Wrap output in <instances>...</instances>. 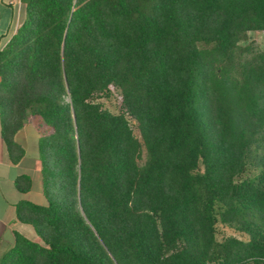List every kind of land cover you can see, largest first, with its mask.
<instances>
[{
	"label": "trees",
	"instance_id": "1",
	"mask_svg": "<svg viewBox=\"0 0 264 264\" xmlns=\"http://www.w3.org/2000/svg\"><path fill=\"white\" fill-rule=\"evenodd\" d=\"M21 1L2 134L18 162L16 133L47 127L48 204L20 202L43 243L16 232L0 264H264V51L242 44L264 0Z\"/></svg>",
	"mask_w": 264,
	"mask_h": 264
},
{
	"label": "crops",
	"instance_id": "2",
	"mask_svg": "<svg viewBox=\"0 0 264 264\" xmlns=\"http://www.w3.org/2000/svg\"><path fill=\"white\" fill-rule=\"evenodd\" d=\"M21 4V0H0V50L10 40L12 31L18 29ZM15 138L24 150L22 158L18 162L12 159L8 143L3 137L0 109V258L15 244L16 232L27 236L25 231H28L29 227H33L32 224L19 217L18 205L24 200L35 202L29 195L34 189V175L40 176L41 174L40 131L33 124L32 119L16 133ZM18 153L19 151L16 152V154ZM28 159L31 161V168L30 164L26 165ZM23 174L29 175L32 179L31 188L28 191L19 189L16 183L17 178Z\"/></svg>",
	"mask_w": 264,
	"mask_h": 264
},
{
	"label": "rangeland",
	"instance_id": "3",
	"mask_svg": "<svg viewBox=\"0 0 264 264\" xmlns=\"http://www.w3.org/2000/svg\"><path fill=\"white\" fill-rule=\"evenodd\" d=\"M20 13H21L20 14V22L18 24V27L21 25V23L25 17V5L23 3L21 4ZM16 30L14 29L12 31L11 37L16 32ZM242 44H244V45L251 44L255 50L264 51V30L250 31L247 35V38L242 41ZM99 101L104 104V107L108 108L109 110H111L114 113H118L120 111L121 98H120L119 94L114 89H113L112 93H110L109 95L99 98ZM31 119H32L33 124L39 129L40 135L47 131V127L45 125H43L42 123H40L39 119H37L36 117H31ZM132 122H134V120H132ZM29 160L30 159H28V161L26 162V165L29 166V164H30L29 167L31 168V161H29ZM40 161H41V159H40ZM41 169H42V162H41ZM42 188H43L42 173L40 174V176H37L35 174L34 175V189H33V192L29 195V197L37 203L46 204V203H48V199L45 196ZM39 189H40V191H39ZM31 227H29L30 229L28 231H25V234L28 237L32 238L33 240L36 239V241L43 243L42 238L39 236V234H37L36 231H34L35 229H33V227L32 228ZM217 228H218L217 234H218V237L220 239H222L228 235H232V234L237 235V236H244L241 232H239V230L231 227L228 224L222 223V222H219L217 224Z\"/></svg>",
	"mask_w": 264,
	"mask_h": 264
}]
</instances>
